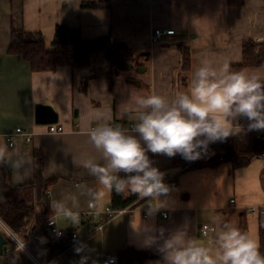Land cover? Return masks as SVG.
<instances>
[{
	"label": "crops",
	"instance_id": "0c3cea01",
	"mask_svg": "<svg viewBox=\"0 0 264 264\" xmlns=\"http://www.w3.org/2000/svg\"><path fill=\"white\" fill-rule=\"evenodd\" d=\"M80 2L0 0V149L9 154L15 151L26 154L32 162L21 172L11 168L14 184L32 179V150L41 149L43 177L53 178L47 189L53 221L61 228L76 231L79 237L77 244L48 264H102L105 253H117L128 246L158 248L163 239L149 244L147 237L160 236L161 229L166 238L187 228L190 236L215 249L213 232L210 242L198 235L203 222L215 224L216 229L224 224L242 226V231L260 245V229L264 239L263 154L238 167L224 159L216 164L185 167L178 155L169 158L153 154L154 166L165 177L176 179L175 186L169 185L172 190L166 205L150 214L148 204L155 207V202L137 195L124 206L129 210L116 214L99 230H90L89 224L93 225L98 217L86 214L91 200L87 193L104 192L103 198L96 200L95 209L111 205V192L103 189L83 164L104 162L102 151L91 142L88 130L104 123L113 126L121 122V129L130 132L128 124L138 122V98L158 94L171 99L179 92H187L193 72L201 62L217 67L227 64L229 68L233 66L230 69L233 72L264 68V62L237 67L243 61L245 40L251 39L255 53L262 51L264 58V0L232 4L228 0H110L108 6L98 7H81ZM63 22L78 30L84 39L109 35L113 41L126 43L133 50L131 66L111 75L104 52L94 51L87 66L32 70L20 54L8 51L12 25L40 32L50 48L55 26ZM155 27H172L174 33L152 40ZM37 102L55 108L58 121L54 123L63 126L62 132H48L47 124L35 122ZM239 123L249 122L242 118ZM17 126L30 132L31 138L26 141L22 135H15L10 144L8 134ZM6 197H26L30 201L33 192L9 188L0 192V200ZM231 198L233 202L229 201ZM57 201L65 203L66 212L57 213ZM251 207L256 210L252 212ZM6 244L11 242L6 240L2 247ZM78 248L82 251L78 252ZM55 250L49 251L44 246L43 261ZM27 259L22 250L0 252V261L8 264H31ZM146 263L164 264V261L151 258Z\"/></svg>",
	"mask_w": 264,
	"mask_h": 264
},
{
	"label": "clouds",
	"instance_id": "9594fccd",
	"mask_svg": "<svg viewBox=\"0 0 264 264\" xmlns=\"http://www.w3.org/2000/svg\"><path fill=\"white\" fill-rule=\"evenodd\" d=\"M136 103L138 122L130 132L107 123L88 130L104 162L86 161L83 167L108 192H131L154 201L155 207L148 204L152 214L166 205L172 189L148 153L169 158L179 154L195 161L207 153L210 144L240 134L242 118L249 122V131L264 130V68L233 72L227 64L217 67L203 61L194 70L187 92L171 99L151 94ZM31 164L26 154L0 149V166L21 172ZM87 194L93 200L104 196L103 191L89 190ZM55 209L57 213L66 212L65 203L57 201ZM211 231L215 249L190 236L187 228L166 238L161 229L160 236L149 234L147 241L152 244L163 239L157 247L164 264H264L258 241L240 228L224 224Z\"/></svg>",
	"mask_w": 264,
	"mask_h": 264
},
{
	"label": "trees",
	"instance_id": "16d2710c",
	"mask_svg": "<svg viewBox=\"0 0 264 264\" xmlns=\"http://www.w3.org/2000/svg\"><path fill=\"white\" fill-rule=\"evenodd\" d=\"M110 0H81V7L108 6ZM241 0H228L229 3H238ZM10 45L8 51L20 54L30 65L32 70H51L60 65H69L72 68L89 65L90 55L94 51L104 52L108 59L111 70L122 71L129 68L133 62V50L122 41H113L109 35L98 36L93 39H84L78 30L70 28L66 23L55 26L50 48L46 46L44 39L38 31H28L11 26ZM243 61L237 65L260 64L264 62L263 52L255 53V44L251 39L243 42ZM185 59V60H184ZM184 62L187 57H184ZM230 69H233L231 66ZM260 134V137H257ZM223 146L225 153L219 158L217 151ZM215 152V153H214ZM264 152V130L249 131L248 127L234 136L228 137L221 144L214 145L200 159L195 161L180 160L188 164V167H199L205 164H216L221 160H229L233 167L247 165L250 159ZM214 153V156H210ZM153 161V154L148 153ZM32 158L34 162L32 179L27 183L14 184L11 181V168L0 166V192L9 188L31 189L33 199L28 201L26 197L8 198L0 200V219L19 237H24L27 232L35 226L46 227L48 217L51 216L47 189L53 178L45 179L42 171L44 156L39 148H33ZM120 175H123L121 173ZM57 177V176H55ZM137 198V194L125 192L117 194L111 192V206L113 208L124 207ZM241 230L244 228L241 226ZM46 230V228H45ZM260 232V251L264 254V239L262 229ZM46 241L49 251L54 250L47 235H42ZM118 260L116 264H147L151 258L162 259L158 248H135L125 247L116 253Z\"/></svg>",
	"mask_w": 264,
	"mask_h": 264
},
{
	"label": "built area",
	"instance_id": "2783aa9c",
	"mask_svg": "<svg viewBox=\"0 0 264 264\" xmlns=\"http://www.w3.org/2000/svg\"><path fill=\"white\" fill-rule=\"evenodd\" d=\"M174 28L168 27V28H161V27H155L151 34L152 40H157L164 34H173ZM133 123H129L126 128L132 129ZM113 126H120L122 127L121 122L114 123ZM243 128L248 127V124L242 125ZM64 130L63 126L61 124L57 123H50L47 124V131L48 132H62ZM15 135H22L26 141H29L31 138V133L24 131L20 126L15 127V130L13 132H10L8 134L9 143H12V140ZM260 134H257V137H260ZM217 144H221L222 142H216ZM225 148L221 146L218 149V156L219 158H222V156L225 153ZM264 155V152L261 153ZM185 167H188V164L185 165ZM165 183L170 185L171 187L176 185V179L174 177H165ZM230 202H233V198L229 200ZM88 209L86 210V214H89L91 216L98 217L97 221L92 225L89 224L90 230H99L102 228V225H104L105 222H107L110 218L115 216L118 213H121L125 210H129L125 207L120 208H113L111 205H104L102 208H95L94 206L97 205L96 200H89L88 201ZM250 210L254 212L256 210L255 207H251ZM83 214V215H86ZM163 216H166V212H162ZM0 226L1 230L3 232V236L6 240H10L12 242V245L6 244L2 247L1 253H8L12 250H22V252L26 255V257L30 260L31 264H48L60 257L62 252H64L66 249L70 248L72 245L77 244L79 241L78 234L74 230L61 228L58 225L55 224L53 221L52 216L48 217L46 222V227L42 226H35L32 229H30L27 234L24 237L17 236L1 219H0ZM46 228V230H45ZM212 228H216L215 224L210 222H203L200 224L198 228V235L202 238H204L207 241H211L212 238L210 235L212 234ZM47 235L48 242L55 247V251L49 254V257L46 259V261H40L38 260L36 254L39 253V248L36 247L34 244L35 241H40L44 244V246L47 248L46 241L42 235ZM18 241V243H17ZM118 260V256L116 253H105L102 257V264H116ZM0 264H8L5 261H0Z\"/></svg>",
	"mask_w": 264,
	"mask_h": 264
},
{
	"label": "water",
	"instance_id": "95a60500",
	"mask_svg": "<svg viewBox=\"0 0 264 264\" xmlns=\"http://www.w3.org/2000/svg\"><path fill=\"white\" fill-rule=\"evenodd\" d=\"M116 72V71H115ZM34 120L36 123L50 124L58 121V114L55 108L49 103L37 102L34 107ZM214 145L210 144L208 150ZM178 158L183 159L179 154ZM5 237L0 233V252L2 251V244L5 243Z\"/></svg>",
	"mask_w": 264,
	"mask_h": 264
},
{
	"label": "rangeland",
	"instance_id": "374dc122",
	"mask_svg": "<svg viewBox=\"0 0 264 264\" xmlns=\"http://www.w3.org/2000/svg\"><path fill=\"white\" fill-rule=\"evenodd\" d=\"M115 74H117V73H115ZM217 154H218V153H217ZM32 199H33V197H32ZM2 234H3V232H2ZM9 241H10V240H9ZM10 242H11V241H10ZM34 244L36 245L37 248L40 249V252H39L38 254H36L38 260L43 261V260H44V257L42 256V252H43V250H44V244H43L42 242H40V241H38V242L35 241ZM11 245H12V242H11ZM27 260H29V259H27Z\"/></svg>",
	"mask_w": 264,
	"mask_h": 264
}]
</instances>
